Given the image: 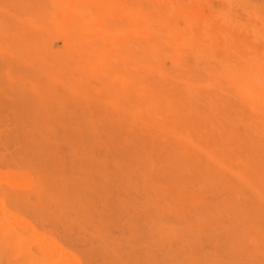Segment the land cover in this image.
Here are the masks:
<instances>
[{"label": "rangeland", "instance_id": "rangeland-1", "mask_svg": "<svg viewBox=\"0 0 264 264\" xmlns=\"http://www.w3.org/2000/svg\"><path fill=\"white\" fill-rule=\"evenodd\" d=\"M165 1L171 18L163 3L161 15L194 36L177 48L178 64L161 46L158 66L169 75L161 104L178 107L181 115L169 119L184 120L225 168L170 132L132 124L86 83L82 96L71 71L61 73L55 62L50 68L47 59L42 65L34 53L42 38L27 19L43 14L46 0H0V188L8 207L42 236L37 242L52 264H264V120L225 82L208 84L205 69L243 51L264 55L250 15L256 7L264 18V0ZM61 46L52 41L53 49ZM182 77L195 85L192 96L182 92ZM11 174L22 184L13 185ZM0 250L1 264H26L21 250Z\"/></svg>", "mask_w": 264, "mask_h": 264}, {"label": "bare ground", "instance_id": "bare-ground-1", "mask_svg": "<svg viewBox=\"0 0 264 264\" xmlns=\"http://www.w3.org/2000/svg\"><path fill=\"white\" fill-rule=\"evenodd\" d=\"M163 1L164 2H162V0H46L44 13L40 16H37V18L29 17L27 19L29 21L30 27L37 30L36 32H38L42 38V49L32 46L35 51L34 53H37L36 56L43 60L42 65H46L45 59H47L49 61V64H51L50 68H52V62H55L57 64L56 68L59 69L61 73L63 72V70L71 71L70 73L73 74L70 77L75 76L77 80H80V93L82 96L88 95L87 88H85L86 83V86H92L91 88L93 92L100 95H108L109 98L108 100H106L108 101L107 103L112 104L115 108V111H117L118 113L121 112L122 116L125 117V119L129 120V122H131L132 124H137L141 127L151 126L154 128H158L161 131L164 130L166 132H170L177 139L182 140L184 143H186V145L188 143L196 149H201L209 159L217 163L218 166L225 168V163H223L220 156L213 153V151L207 149L206 147L201 148L197 145L194 138L196 136L199 137L200 135H198L197 132L192 133L189 126L184 123V120H179L180 117L177 120L169 119L173 115H176L177 117L178 115H181L180 109L173 106V103L168 100L165 103L163 102L164 104H161V96L159 95V93L162 90V83H164L169 76H167L166 73L158 66V60L161 54V46L166 45L167 47H169L170 56L174 60V63L178 64L181 60L177 53V48L180 45H188L186 43L188 40L192 43L193 41L191 37L194 36L193 35L190 37V34L188 32L182 31L177 27V25H172L170 21L167 20L166 16L164 17L163 15H161L159 10L160 4L163 3L164 11L166 13H169V15L172 12L173 8V6L172 8L170 7V4L168 2H166L165 0ZM230 4L232 5V3ZM262 5L260 4V6ZM250 15L256 20L255 25H251L252 29L255 28V37L264 39V18L260 15V12L256 9V7L250 9ZM232 17L230 16L229 18L232 19ZM170 18L171 15L169 17V20ZM230 21L231 20H229V22ZM239 22L240 21H237V23ZM242 22L245 23L244 21ZM223 23L221 22V24ZM233 24H236V21H234ZM209 27L211 26H208V29ZM210 29L209 32L211 31ZM214 29H212V31ZM202 30L204 31V29ZM216 30V32H218V28H216ZM238 31L239 28L237 32ZM202 35H204V32ZM215 35L217 36V33ZM54 39H58L63 43V47L61 46V50L53 49L52 41ZM213 39L214 38H212V40ZM22 42H24V40ZM233 46L234 48H237L236 45ZM214 50L216 51V48ZM234 50L235 49H233L232 51ZM218 61V68L205 66L209 79L208 84L217 85L222 81L225 82L234 90L235 94L242 100V102L247 103L248 106L253 111L260 114L264 120V55H250L249 53H245V51H243V53L236 54L234 58H220ZM175 74L173 76H175ZM181 80H183L182 82L185 86L182 92H186V95L192 96L193 88L195 85L191 83V81H189L187 78L182 77ZM176 81H178V79ZM90 83L98 84V87H94ZM69 89L70 88H68V90ZM55 94L53 95L55 96ZM105 98H107V96ZM65 99H63L64 103ZM59 101L61 100L59 99ZM110 121H112V119ZM216 129L218 128L216 127ZM138 149H140L141 151L142 148ZM142 160L145 161L147 159L144 157V159ZM231 171L235 174V176L241 178L242 181L246 183L248 182L243 174L234 171L233 169H231ZM11 175H13L11 178H14L12 180L13 185L21 183L19 182V180L21 181L22 176H19L17 174V177L19 178V180H17L14 174ZM0 177L3 178L1 174ZM5 178L6 176L4 177V179ZM8 178L11 181L10 175L8 176ZM139 180L140 179H138V181ZM245 186L247 187V185ZM124 188L126 189V187ZM200 191L201 190H199V192ZM140 201L142 202V200ZM202 201L204 200L202 199ZM140 205L145 204L140 203ZM234 214L235 212L233 213V216ZM234 219L235 218H233V220ZM245 237L247 236L245 235ZM41 238L42 236L36 233V230H33V228L26 220L20 218L13 212L10 207H8L6 203V195L0 188V247L2 244H5L7 248L12 251V253L15 250H21V253L24 254V263L26 264H50L51 261H53V258L54 261L56 259L55 257L50 256V253H48L49 251L45 248L42 242H37V240ZM30 239L36 241L34 244L37 248V251L31 250ZM240 241L241 239L239 240V242ZM237 247H235V249ZM242 247L243 246H241V248ZM53 250L55 249H52V253L54 252ZM61 250L62 249H60V251ZM48 255L50 256L51 261L49 260ZM60 255L65 256L64 253ZM72 259L74 258H70V260ZM61 261L62 262L58 264H68L67 259L65 258L61 259ZM71 263L78 264V262Z\"/></svg>", "mask_w": 264, "mask_h": 264}]
</instances>
